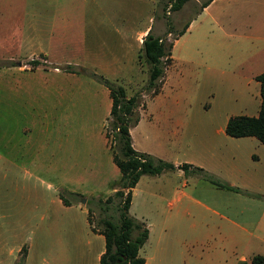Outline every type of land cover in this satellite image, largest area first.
I'll return each instance as SVG.
<instances>
[{
	"label": "crops",
	"instance_id": "1",
	"mask_svg": "<svg viewBox=\"0 0 264 264\" xmlns=\"http://www.w3.org/2000/svg\"><path fill=\"white\" fill-rule=\"evenodd\" d=\"M82 1L0 0V61L13 62L0 66V107L12 109L11 125L7 122L0 127V169H10L13 187L20 186V181L23 188L47 184L58 194L56 202L61 207L79 208V232L88 240L85 245L79 242L77 264H100L106 239L99 228L93 230L89 207L91 202L98 204L114 194L121 172L106 131L111 92L88 71L123 85L128 95L140 93L146 97L140 120L130 130L133 147L172 163L174 168L170 169L183 173L181 166L188 164L190 169L200 168L232 186L247 188L249 182L261 180L258 174L264 171L254 169L257 173L246 176L248 180L243 176L248 184H240L235 178L241 168L235 169V159L246 152L245 148L253 147L249 149L251 156L261 162L264 144L255 136L228 135L229 116L224 129L219 130L224 135V147L210 145L203 158L191 152L185 159H173L170 147L163 142L164 121L173 115H169L171 103L163 100L166 75L157 94L147 93L146 88H131L139 77L135 52L141 50L147 33L161 22L150 18L143 27L137 25L138 15L147 11L148 0H135L140 2L136 4L127 0L129 6L117 10L113 5L94 8ZM187 5L196 11L183 33L173 40L172 64L177 60L174 50L179 38L192 30L201 34L196 49L205 52L210 61L218 53L232 52L227 50L234 47L246 60L264 58V0H188L182 8ZM208 67L212 68L210 64ZM201 123L203 120H191L184 126L195 136L193 129L198 131L196 125ZM222 168L226 175L221 174ZM168 171L141 177L132 189L129 212L133 217L144 223L150 212L133 210L139 185L143 181L155 183ZM151 188L142 190L143 206L158 205L163 200L154 196ZM173 189L176 192L177 187ZM215 189L221 193L225 188ZM61 192L69 204L64 203ZM186 199L175 211L172 208L169 214L160 213L155 225L144 223L149 230L147 240L154 231L164 236L175 226L179 230L183 219L194 221L189 206L196 200L190 196ZM177 200L182 202L183 198ZM210 201L216 207L196 202L211 213L210 219L204 218L201 224L205 227L202 247L192 246L201 234L197 229L179 230L176 236L183 242L179 257L173 248L158 247L156 251L163 255L157 256L155 264H252L254 255H264V201L255 196L230 199L222 194H215ZM196 227L192 225V229ZM4 247L0 236V264H16L25 245L12 247L7 257ZM143 257L145 264H150L152 257ZM23 264H47V260L28 247Z\"/></svg>",
	"mask_w": 264,
	"mask_h": 264
},
{
	"label": "rangeland",
	"instance_id": "2",
	"mask_svg": "<svg viewBox=\"0 0 264 264\" xmlns=\"http://www.w3.org/2000/svg\"><path fill=\"white\" fill-rule=\"evenodd\" d=\"M82 2L94 6V8L100 7V5H113L116 10L120 9L122 5L129 6L127 0H83ZM135 2L140 3L135 0L132 3ZM154 10L156 11L154 12ZM195 11V8H190L188 5L175 11L172 8V0H148L147 11L138 15L137 25L143 27L150 21V18L160 21L161 25L155 24L153 33L164 36L167 38V42H171L174 36L187 25L190 18L194 17ZM200 36L201 34L192 30L179 38L174 50L177 60H174V64L166 72V82L163 87L166 90L163 100L165 103H171L170 112L168 110L167 112L169 115L173 112V115L168 119L165 117L163 142L165 147H170L173 159H185L191 152L203 158L207 148L211 147L210 145L224 147L226 143L224 135L219 130L224 129L226 119L229 116L239 114L258 115L260 110L261 94L257 76L262 73L264 58L246 60L242 57L241 51L236 52L234 47L227 50L232 52L218 53L216 59L210 61L205 58V52L200 53L196 49L198 46L196 43ZM141 37L142 35L137 38V43ZM132 49L135 47L133 46ZM135 55V62H138L139 77L131 88L142 90L146 88L149 81L150 64L141 55V50L135 52ZM3 62L8 63L9 61ZM209 64L212 68L208 67ZM147 93L153 92L147 91ZM145 98L142 96V102ZM167 112L165 113L167 114ZM10 119H12V109L1 106L0 127L7 122L10 126ZM191 120H203V123L196 125L198 131L194 132L193 129L195 136L188 133L185 129L186 126H184ZM107 126H109L108 121L106 131L108 130ZM186 144L188 145L186 146ZM252 148H245L246 152L240 156L237 155L236 164L233 162L235 169L241 168V173H238L237 178H235L240 184H248L246 176L257 173L254 169L264 171V158L261 162H257V158L250 154L252 152L249 149ZM255 148L257 149V147ZM231 165L232 163L228 167ZM167 170H169L167 174L162 175L155 183L143 181L139 185L134 198L133 210L143 213L142 211L145 209H150L149 217L146 216V220H144L145 224L151 221L155 225L160 213L169 214L172 212V208L175 211L181 203L187 202L186 197L189 196L196 202L200 201L212 208L216 206L210 199L215 194H222L223 197L230 199L255 196L260 198L261 202L264 201V172L258 174L261 180L249 182L247 188L234 186L238 189L225 188L219 193L215 188L221 186L214 183L213 180L219 183L226 182L202 169L195 167L190 169L188 167L187 170H184L182 168L183 173L175 169ZM221 174L226 175L224 168L221 169ZM12 182L10 169L8 167L0 169V236L5 243V257L8 256V251L12 247L25 245L22 254L27 253L29 247L33 249V253L37 257L44 255L47 264H72L75 262L77 264L79 242L85 245L88 240L83 233L81 236L79 232V208L65 210L56 202L58 194L54 188L48 187L47 184L37 183L35 188H23L22 181L18 187H13ZM117 187L119 188L120 184ZM146 187L149 189L152 187L151 191L155 193L154 196L163 197L158 205L153 203L142 205L145 195L142 190H146ZM173 187H177L176 192H174ZM61 193L65 194L64 192ZM179 198H183V201H178ZM119 202L120 199L114 197L111 202L104 203L101 207L98 204L90 203L92 213L88 218L93 225V230L102 229L100 220L103 217L118 220ZM196 202L191 203L190 201L189 206L195 222L192 219H183L178 229L181 232L197 229V233L200 232L201 234L195 237L196 242H193L192 246L199 248L202 247L201 243H204L201 240H205L202 236L205 227L201 224L205 222L204 218L210 219L211 213ZM185 206L187 204H184ZM231 206L234 207V205H229V207ZM193 224L197 227L192 229ZM175 227L164 236H159L154 231V234L142 246L143 256L152 257L150 264H155L157 256L163 255L156 251L158 247L162 246L173 248L176 251V256L179 257V253L183 250V242L178 240L176 234L180 231ZM22 254L16 264L21 261Z\"/></svg>",
	"mask_w": 264,
	"mask_h": 264
},
{
	"label": "trees",
	"instance_id": "3",
	"mask_svg": "<svg viewBox=\"0 0 264 264\" xmlns=\"http://www.w3.org/2000/svg\"><path fill=\"white\" fill-rule=\"evenodd\" d=\"M187 1L172 0L173 10H180ZM182 33L183 31L177 33L173 40ZM173 40L167 42L166 37L156 35L152 30L147 33L143 40L141 55L150 64L149 81L146 86V90L149 92L157 94L163 86L166 70L172 64ZM12 63L11 61L8 62L10 65ZM5 64L0 61V66ZM33 64L37 63L34 61ZM71 67L68 66L67 69L72 70ZM82 70L85 71V69ZM88 73L110 89L112 107L108 122L113 131L114 141L111 144V149L114 161L121 172L120 187L112 196H109L105 201L100 200L98 203V206L101 207L104 203L111 202L114 197L120 199L118 220L108 217H103L100 220L103 227L99 230L106 239V250L101 257L100 264H145V258L140 255V249L149 237V230L143 222L133 217L129 212L132 189L143 175H157L166 169L174 168V165L161 158L140 152L133 147L130 130L140 120L139 109L144 105L142 94L128 95L123 85L110 81L94 71H88ZM257 80L260 83L261 94L258 115L239 114L231 116L227 122L226 132L233 137L255 136L264 144V72L257 76ZM181 167L187 170L189 165L183 164ZM213 182L227 189H238L228 183H219L215 180ZM61 198L65 204L70 203L65 194L61 193ZM91 213L92 209L89 207V216ZM25 255L24 252L21 261L17 264H23ZM241 264H247V262ZM252 264H264V255H254Z\"/></svg>",
	"mask_w": 264,
	"mask_h": 264
},
{
	"label": "built area",
	"instance_id": "4",
	"mask_svg": "<svg viewBox=\"0 0 264 264\" xmlns=\"http://www.w3.org/2000/svg\"><path fill=\"white\" fill-rule=\"evenodd\" d=\"M107 127H108L107 132H108V134H109V139H110V142H111V144H112V143H114V141H113V131L110 129L109 126H107Z\"/></svg>",
	"mask_w": 264,
	"mask_h": 264
},
{
	"label": "water",
	"instance_id": "5",
	"mask_svg": "<svg viewBox=\"0 0 264 264\" xmlns=\"http://www.w3.org/2000/svg\"><path fill=\"white\" fill-rule=\"evenodd\" d=\"M83 201H85V199H83Z\"/></svg>",
	"mask_w": 264,
	"mask_h": 264
}]
</instances>
